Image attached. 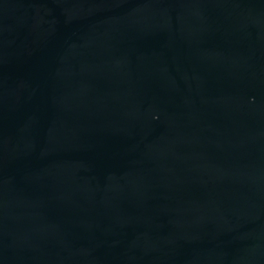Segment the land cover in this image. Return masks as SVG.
Returning <instances> with one entry per match:
<instances>
[{
    "label": "water",
    "instance_id": "obj_1",
    "mask_svg": "<svg viewBox=\"0 0 264 264\" xmlns=\"http://www.w3.org/2000/svg\"><path fill=\"white\" fill-rule=\"evenodd\" d=\"M0 264H264V0H0Z\"/></svg>",
    "mask_w": 264,
    "mask_h": 264
}]
</instances>
